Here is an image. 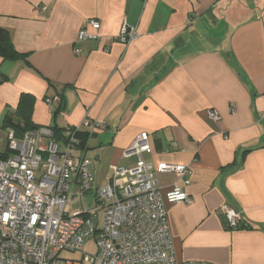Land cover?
Masks as SVG:
<instances>
[{"label": "crops", "instance_id": "1", "mask_svg": "<svg viewBox=\"0 0 264 264\" xmlns=\"http://www.w3.org/2000/svg\"><path fill=\"white\" fill-rule=\"evenodd\" d=\"M90 18L100 38L78 42ZM123 23L138 33L128 44L116 39ZM0 26L22 54L0 57V151L4 116L24 93L37 126L106 124L79 130L95 187L135 164L123 152L147 132L145 161L191 168L186 186L156 173L162 192L176 184L192 198L165 204L178 264H264V0H0Z\"/></svg>", "mask_w": 264, "mask_h": 264}, {"label": "built area", "instance_id": "2", "mask_svg": "<svg viewBox=\"0 0 264 264\" xmlns=\"http://www.w3.org/2000/svg\"><path fill=\"white\" fill-rule=\"evenodd\" d=\"M99 29L97 19H87L77 34L78 42L100 38ZM137 36L134 26L123 23L116 39L128 44ZM55 100L59 97L47 98L46 102ZM207 115L214 121L219 118L215 110H208ZM81 127L94 132L106 124L86 117L59 138L48 126L28 130L21 138L12 129L6 131L10 156L0 159V264H81L61 261L58 254L82 251L92 238L97 252L84 255L86 263L178 264L165 204H189L192 198L176 184L162 192L156 173H174L186 186L191 168L145 161L143 153H151L152 147L148 133L140 132L123 152L124 156L136 155L135 164L113 167L112 180L95 187L92 193L90 160L80 150ZM88 192L93 194L92 209L68 211L74 195L82 200ZM222 209L227 227L238 229L240 214L228 206Z\"/></svg>", "mask_w": 264, "mask_h": 264}, {"label": "trees", "instance_id": "3", "mask_svg": "<svg viewBox=\"0 0 264 264\" xmlns=\"http://www.w3.org/2000/svg\"><path fill=\"white\" fill-rule=\"evenodd\" d=\"M21 56L22 54L17 52L13 46L9 32L5 28H2L0 26V57H2L3 59L15 60L20 58ZM33 105L34 97L32 95L25 93L21 94L16 109L7 110L3 120V129H5L6 131L8 129H12L18 138L23 137L26 131L36 129L38 126L33 124L31 121ZM52 129L55 132L56 136L62 135L60 129ZM81 143L82 145H84L83 142ZM9 156L10 150L8 149L6 144L5 150L0 151V159H5Z\"/></svg>", "mask_w": 264, "mask_h": 264}, {"label": "rangeland", "instance_id": "4", "mask_svg": "<svg viewBox=\"0 0 264 264\" xmlns=\"http://www.w3.org/2000/svg\"><path fill=\"white\" fill-rule=\"evenodd\" d=\"M95 183V182H94ZM94 183L92 184V190L91 192L94 191ZM77 189V188H76ZM84 193L83 196V205L81 204V201L76 197V198H72V201H69V205L71 204L72 206L78 207L80 209H82V207H84L86 210H90L93 208L94 204L89 203V198H90V193ZM75 196V195H74ZM68 207V205H67ZM97 252V244H96V240L95 238L90 239L88 241H86L83 245L82 251H61L58 254V258L61 261H71V262H81V264H91V263H86L83 262V257L84 255L88 254V255H95ZM60 264H63L60 263Z\"/></svg>", "mask_w": 264, "mask_h": 264}]
</instances>
